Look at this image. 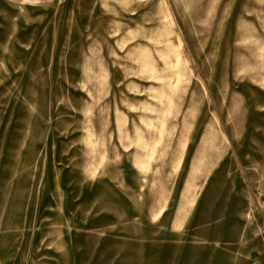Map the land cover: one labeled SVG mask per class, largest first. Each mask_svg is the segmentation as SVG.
Instances as JSON below:
<instances>
[{
    "label": "rangeland",
    "instance_id": "1",
    "mask_svg": "<svg viewBox=\"0 0 264 264\" xmlns=\"http://www.w3.org/2000/svg\"><path fill=\"white\" fill-rule=\"evenodd\" d=\"M0 264H264V0H0Z\"/></svg>",
    "mask_w": 264,
    "mask_h": 264
}]
</instances>
